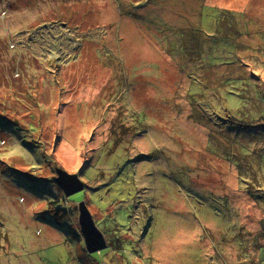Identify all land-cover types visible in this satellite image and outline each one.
Wrapping results in <instances>:
<instances>
[{
  "label": "rangeland",
  "instance_id": "374dc122",
  "mask_svg": "<svg viewBox=\"0 0 264 264\" xmlns=\"http://www.w3.org/2000/svg\"><path fill=\"white\" fill-rule=\"evenodd\" d=\"M207 1L0 0V264H264V0Z\"/></svg>",
  "mask_w": 264,
  "mask_h": 264
},
{
  "label": "water",
  "instance_id": "95a60500",
  "mask_svg": "<svg viewBox=\"0 0 264 264\" xmlns=\"http://www.w3.org/2000/svg\"><path fill=\"white\" fill-rule=\"evenodd\" d=\"M55 172L54 182L59 185L67 198L88 187L80 173H70L61 167H55ZM79 205L80 234L88 253L92 254L110 248L108 239L97 226L95 218L85 201L79 202Z\"/></svg>",
  "mask_w": 264,
  "mask_h": 264
},
{
  "label": "trees",
  "instance_id": "16d2710c",
  "mask_svg": "<svg viewBox=\"0 0 264 264\" xmlns=\"http://www.w3.org/2000/svg\"><path fill=\"white\" fill-rule=\"evenodd\" d=\"M213 1H215V2H218L217 0H213ZM207 7L209 8V9H211V8H216V6H209L208 4H207ZM202 19H204V18H202ZM0 44H1V41H0ZM199 91H201V90H198L197 92H199ZM197 92H195V93H197ZM195 93H192V95H193V97L195 98V101H196V103H198V99L195 97ZM219 100V98H215L213 101H215V102H217ZM221 101V99L219 100V102L218 103H221L220 105H221V108L219 109L218 108V110L219 111H222V109H223V102H220ZM229 106H231V108L233 109V110H235V114H233V115H226V113H224L226 116H223L226 120L225 121H222V120H220V123L221 124H224L225 126H230V127H233V128H240V127H242V124L243 123H239L238 121H240L241 119H239V117H237V118H235L234 116H238L237 115V107L238 106H240L238 103H236V104H233V105H231V104H228ZM235 105H237V106H235ZM206 106V105H205ZM202 107H204L203 105H202ZM205 109V108H204ZM215 112H216V110L215 109H213ZM205 111H206V109H205ZM226 112L227 111H230L231 112V110H229V109H227V110H225ZM137 115V114H136ZM215 115H217V117H219L218 116V114L217 113H215ZM220 115V114H219ZM193 119H197L196 117H192ZM219 119V118H218ZM138 121V120H137ZM186 121V120H185ZM187 122V124L191 127V131H194V133H189V134H195V136L196 137H198V132L196 133V131H197V129L196 130H193L192 128H196L194 125H193V123L191 122V121H186ZM140 123V122H139ZM216 123H218V122H216ZM141 124V123H140ZM143 124V123H142ZM263 126V125H262ZM195 136H194V138H195ZM208 144H211V143H208ZM212 145V144H211ZM137 160H138V158H136ZM138 162H129V164L131 165V168H134L135 167V165L137 164ZM54 171H55V169H54ZM56 173V172H55ZM54 181V180H53ZM55 183V182H54ZM56 184V183H55ZM58 187H59V185L58 184H56ZM88 186V185H87ZM59 189H61L60 187H59ZM90 189H93V187L91 188L90 186H88L87 188H86V190H90ZM147 189L148 188H144V189H142V190H145L144 191V193L146 194V192H147ZM62 190V189H61ZM96 190H100V188H97V189H94V190H91L92 192H94V191H96ZM110 190H111V182H110ZM63 191V190H62ZM190 191V190H189ZM87 194L89 193V192H87V191H85ZM136 196H140V195H138V193H137V188H136ZM66 197V196H65ZM67 200H74V201H77V200H75V199H72V197L70 198H68ZM49 201H50V199H49ZM48 201V202H49ZM142 201H143V199H139V198H137V197H135V201H134V204L132 203V206H136V204L137 203H141V204H143V203H147L146 201L147 200H145V202H143L142 203ZM65 202V201H64ZM46 204H48V203H46ZM53 204H55V201H52V199H51V202H50V205L52 206ZM58 207H60V208H62V209H64V212H67L68 211V213L70 212V210L68 209L67 210V208L66 207H63V206H59L58 205ZM97 208V207H96ZM98 210H99V212L102 214V213H108V211H109V213L111 212V209L112 208H102V209H99V208H97ZM57 210L58 209H55V211H56V213H57ZM134 211H139V205L135 208V210ZM134 211L132 212V213H134ZM58 214V213H57ZM67 214V213H66ZM106 216V215H105ZM109 216H111V215H109ZM103 217H101L100 219H102ZM96 221V220H95ZM58 227H60V228H62V230H63V226H65V224L67 223V221H66V223L65 222H61V221H53ZM53 224V223H52ZM117 224V223H116ZM117 225H119V224H117ZM102 230V229H101ZM127 230H128V228H127ZM103 232H104V234H105V236L106 237H108L107 239H110L111 240V242H112V244L114 245V246H117V247H115L114 248V250L115 251H120V250H123V242H125V241H127V240H125V239H122V236H123V234H119L120 235V237L119 236H117L116 237V234H112L110 231V229L109 228H104L103 230H102ZM80 234V233H79ZM126 234V233H125ZM130 234V233H129ZM129 237V239H128V241H131V239H130V236H128ZM115 241V242H114ZM109 249H112V247H110ZM139 248H137L136 250H138ZM221 252V251H220Z\"/></svg>",
  "mask_w": 264,
  "mask_h": 264
},
{
  "label": "crops",
  "instance_id": "0c3cea01",
  "mask_svg": "<svg viewBox=\"0 0 264 264\" xmlns=\"http://www.w3.org/2000/svg\"><path fill=\"white\" fill-rule=\"evenodd\" d=\"M227 1H228V0L220 1V2H215V1H211V0H209V1H207V4H208L209 6H213V7H214V6L217 5V3H225V4H228ZM232 8H234L233 5H232ZM235 10H237V9H235ZM159 54L165 55L164 52H162V51H160ZM144 56H147V55L139 56V61H140V59H141L142 57H144ZM157 56H158V55H152L153 61L150 62L151 65H155V64L158 62ZM161 57L163 58V56H161ZM168 63H169V62H168ZM263 84H264V83H263ZM106 238H107V237H106ZM82 239H83V238H82ZM38 244H39V243L33 244L32 247H34V246H38ZM28 247H30V245H28ZM84 248L86 249L85 244H84ZM86 250H87V249H86ZM111 250H112V249H111ZM87 252H88V251H87ZM114 256H115V255H114Z\"/></svg>",
  "mask_w": 264,
  "mask_h": 264
},
{
  "label": "flooded vegetation",
  "instance_id": "af4514ba",
  "mask_svg": "<svg viewBox=\"0 0 264 264\" xmlns=\"http://www.w3.org/2000/svg\"><path fill=\"white\" fill-rule=\"evenodd\" d=\"M80 233V232H79ZM81 235V234H80ZM82 236V235H81ZM108 238V237H107ZM108 242H109V246L110 247H113V244H112V242H111V240L110 239H108ZM109 249V248H108Z\"/></svg>",
  "mask_w": 264,
  "mask_h": 264
}]
</instances>
